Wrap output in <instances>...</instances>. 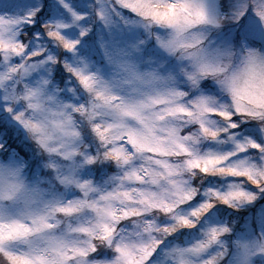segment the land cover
I'll return each instance as SVG.
<instances>
[{
    "label": "snow or ice",
    "instance_id": "snow-or-ice-1",
    "mask_svg": "<svg viewBox=\"0 0 264 264\" xmlns=\"http://www.w3.org/2000/svg\"><path fill=\"white\" fill-rule=\"evenodd\" d=\"M58 2L68 9L65 0ZM115 2L149 24L167 26L171 30L169 38L160 40V45L171 54L179 52L181 59L193 63L197 71L183 72L193 87L208 69H216L201 47L206 33L191 30L210 26L216 31L222 44V48L216 50L217 55H231L235 40L245 53L244 83L241 85L238 76L220 81L232 95L234 103L229 108L205 95L187 98L188 93L175 86L157 88L163 78L151 72L140 74L131 65H126V82L133 86V91L117 97L112 93L113 86L86 71V66H76L63 59L80 41L62 35L64 24L44 19L54 10L52 0H0V57L3 61L0 88L4 89L0 107L11 117L10 120L0 117V151H7L6 145L15 134L20 151L27 149L26 137L48 153L73 159L74 149L63 142L55 144L64 136H75L70 132L71 120L60 106L59 90L50 85L49 75L55 65L61 81L66 71L83 90L98 97L99 103L87 108L90 118L100 108L113 110L115 122L108 126L113 131L97 126L96 134L104 145H111L104 152V158L123 170L105 182L110 189L95 186L88 180L79 181L71 174L59 175L61 183L75 184L82 195L66 202L55 201L46 206V211L30 214L27 220L0 218V258L4 264H152L150 258L165 237L180 228H194L215 204L222 203L232 208L252 205V218L247 231L242 234L244 238L234 243L238 249L236 264H253L255 257H264V204L256 205L257 192L241 185L246 181L264 196V144L251 139L241 141L236 137L233 141L235 152L222 154H201L194 146L201 138L216 140L222 134L233 139L230 130L237 129L240 120L259 121L264 131V57L257 52V48L264 49V0H213L210 6L200 0ZM72 15L76 16V13ZM86 31V28L82 29L79 35L84 36ZM30 42L33 45L38 42L39 46H30ZM52 43L60 50L56 55L50 54L45 47ZM32 73H37V77L23 79ZM67 90L72 92L71 87ZM242 94L251 107L240 102ZM26 110L32 115L28 116ZM210 115L219 117L224 126L210 127ZM128 120L134 121L135 126H129ZM183 123L198 127L192 134H184L181 131ZM60 148L65 150L61 152ZM249 148L261 153L259 163L230 162L235 153ZM85 159L89 164L95 162V157ZM23 167L17 151L0 161V176L11 177L7 187L0 190V200H14L25 187L21 175ZM197 173L205 177L238 178L239 182L229 184L224 191L207 188L206 199L190 212L179 214L177 209L193 201L198 194L185 177ZM91 193L99 195L93 199ZM85 212L92 215L91 223L67 224L63 232H55L59 221L53 224L52 218ZM160 214L170 217V222L157 224L155 216ZM123 221L131 222L130 230L119 227ZM229 231L225 224L213 226L193 246L172 248L167 254L173 257L174 264H192L186 258L187 253L196 254L210 245L222 244V234ZM72 233L81 238L69 240L67 236ZM14 241L29 243L27 251L22 253L6 247ZM223 254L218 252L217 256ZM201 264H215V257L203 260Z\"/></svg>",
    "mask_w": 264,
    "mask_h": 264
},
{
    "label": "rangeland",
    "instance_id": "rangeland-1",
    "mask_svg": "<svg viewBox=\"0 0 264 264\" xmlns=\"http://www.w3.org/2000/svg\"><path fill=\"white\" fill-rule=\"evenodd\" d=\"M54 10L44 19L49 22H59L65 25L61 29L62 35L66 39H79L80 43L72 53L65 54L63 59L76 66L85 67L86 71L95 73L100 79L108 82L113 87L114 78L119 75L116 72L117 64L123 63L131 65L140 74L154 73L163 78L169 85L175 86L186 93L187 98L197 95H205L213 98L217 104L228 105V97L214 83L209 80L199 81L196 87L187 82L184 76L183 59H177L160 45V40H166L170 36V29L167 26L149 24L144 18L132 12L130 9L120 7L115 0H65L68 9H65L58 0H52ZM205 5H211L213 0H200ZM76 13L73 16L72 13ZM23 14V13H21ZM76 17H79L77 19ZM87 29L84 36L79 33L82 29ZM200 32L206 33L205 41L213 44L220 40V36L210 26H198ZM24 29L22 28L21 31ZM159 38V39H158ZM232 44L240 47L235 40ZM30 46H39L38 42ZM50 54H58L60 50L54 43L46 44ZM259 47V45H257ZM3 61L0 57V67ZM62 68V65H61ZM40 70H37L39 72ZM64 79L56 74V66H52L49 75L50 85L54 88H62L63 94H74L76 98L82 99L86 93L78 83L66 71L63 73ZM37 73L30 74L23 79H34ZM8 82H5L7 84ZM71 87L72 92L67 88ZM3 88H0V105L3 104ZM60 95L61 93H57ZM250 102V101H249ZM19 108V102H17ZM20 110H23L20 108ZM0 117L11 119L10 115L0 107ZM212 123L210 127H222L224 122L215 115H210ZM237 129L230 130L233 139H228L227 135L222 134L216 140L201 138L194 146L196 151L205 154L208 152L222 154L228 151L235 152L234 140L239 137L241 141L246 139L254 140L259 144H264V131L261 130V122L254 120H240ZM247 125V127H245ZM197 125L183 123L182 133L192 134L196 131ZM22 136L24 135L21 129ZM27 149L20 151L18 138H13L7 143V151H0V157L7 158L12 151H17L24 163L21 175L30 187L42 189L46 198L64 201L70 198H78L82 194L75 184L61 183L59 175L71 174L76 179H89L95 186L108 187L106 181L110 177L118 174V167L114 162H94L90 165L81 164L73 157L72 160L65 159L58 153H48L30 138L24 139ZM261 153L257 149H247L242 153H235L230 157V162L245 161L246 163H259ZM50 165H55L51 167ZM189 185L197 189V196L193 201H188L177 209L179 214H186L192 207L198 205L203 199L207 188L212 187L218 191H224L229 184L238 183V178L227 176H203L197 173L193 176H186ZM249 191L257 192L256 205L264 204V196L259 194L255 186L246 181L241 185ZM22 194V193H21ZM21 218L20 209L15 202L0 203V218ZM252 218V205L242 204L237 208H232L222 203L214 205V209L201 217L194 228H180L176 232L165 237L162 245L153 253L150 258L152 264H174L173 257L167 253L172 248L187 249L197 241L204 238L205 232L220 224H225L230 231L222 234V244H213L199 253H187L186 258L192 264H201L203 260L215 257V264H236L238 249L234 241L244 238L242 234L247 231V226ZM71 222V221H70ZM157 224L170 222V217L160 214L155 216ZM119 227L130 230V221H123ZM32 239V238H30ZM6 247L12 250H24L29 247L25 241L9 242ZM218 252H223L222 256H217ZM2 264L4 261L2 259Z\"/></svg>",
    "mask_w": 264,
    "mask_h": 264
},
{
    "label": "clouds",
    "instance_id": "clouds-1",
    "mask_svg": "<svg viewBox=\"0 0 264 264\" xmlns=\"http://www.w3.org/2000/svg\"><path fill=\"white\" fill-rule=\"evenodd\" d=\"M193 33L200 32L198 27H194L191 30ZM201 47L205 50V55L208 61L214 65V69L210 68L207 70L206 75L200 77V81L209 80L214 83L226 96L228 97L229 108L232 107L234 101L231 93L224 87L220 81L225 80L233 76H238L240 78V83H244V56L245 53L242 51L241 47H236L233 45L231 55H217L216 50L222 48L221 40H217L216 43L211 41H204ZM192 51H196L193 49ZM257 52L261 57H264V49L257 48ZM177 59H181V54L178 52L173 54ZM185 62L184 71L186 72H195L197 71L196 67L190 60L183 59ZM125 64L118 63L116 72L119 74L114 78L115 86L112 88V93L117 97H124L132 93L133 86L129 85L126 81L128 79V73L125 69ZM188 82V81H187ZM170 86L166 81L160 82L156 85L157 88H163ZM177 88V87H176ZM58 89L60 95H58L60 100V106L67 116L71 120L70 132H74L75 136L68 135L61 138V140L55 141V144H60L63 142L67 145L68 148L74 149V157L80 161L81 164L90 165L86 162V157H95V162H113L104 158V152L111 147V145H104L99 137L96 134L97 126L105 128L108 132L113 131L109 128L110 124L115 122V117L112 109L100 108L97 110V114L90 118L87 108L92 104L99 103L98 97L92 93L85 91L86 95L82 98H76L74 94H63L62 88L54 87ZM179 89V88H178ZM146 90V89H145ZM57 92V93H58ZM240 102L246 106L251 107L249 100L244 97L242 94L240 97ZM84 110L81 111L80 109ZM27 111V110H26ZM27 115L31 116L32 113L27 111ZM129 126H135V122L128 120ZM64 148H60V151H64ZM6 159L0 157V161H5ZM115 163V162H114ZM116 165V164H115ZM117 166V165H116ZM122 169H118V174L122 172ZM23 178V177H22ZM11 177L7 175L0 176V190H3L7 187ZM89 179H79V181H84ZM25 187L16 194L14 200L3 199L0 200L2 203L15 202L17 208L20 209L21 219L27 220L30 217V214L36 212L46 211V206H50L56 200L46 198L42 189L38 187H30L23 178ZM109 189L111 186H108ZM22 193V194H21ZM99 193H91L90 198H96ZM76 198L66 199L62 202L72 200ZM92 215L90 213H82L74 215L72 217L56 216L51 219V223L56 224L59 221L58 227L55 229L57 234L63 232L65 225L67 224H88L92 222ZM71 221V222H70ZM69 240L80 239L79 234L72 233L67 236ZM22 253L26 252L27 249L20 250ZM0 264H2V258H0ZM253 264H264V257H255L253 259Z\"/></svg>",
    "mask_w": 264,
    "mask_h": 264
}]
</instances>
